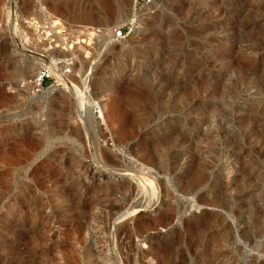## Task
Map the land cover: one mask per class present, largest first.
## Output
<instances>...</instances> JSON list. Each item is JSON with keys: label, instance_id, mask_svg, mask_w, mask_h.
<instances>
[{"label": "rangeland", "instance_id": "rangeland-1", "mask_svg": "<svg viewBox=\"0 0 264 264\" xmlns=\"http://www.w3.org/2000/svg\"><path fill=\"white\" fill-rule=\"evenodd\" d=\"M10 3L0 264H264V0H154L135 20L134 0ZM39 5L86 43L71 76L37 92L28 27ZM134 92L147 102L130 103ZM113 99L131 131L125 152L94 104Z\"/></svg>", "mask_w": 264, "mask_h": 264}, {"label": "built area", "instance_id": "built-area-1", "mask_svg": "<svg viewBox=\"0 0 264 264\" xmlns=\"http://www.w3.org/2000/svg\"><path fill=\"white\" fill-rule=\"evenodd\" d=\"M153 3L154 0H134V20L141 17ZM134 23L130 21L113 28L112 39L115 41L125 39L131 32ZM30 28L35 34L34 41L38 49L36 52L31 50V53H35L40 62L33 87L39 92L45 88L48 80L56 79L57 69L60 68L64 77L71 76L72 70L77 64L76 52L79 44L74 40L71 24L67 20L47 12L41 11L37 18H33ZM103 30L104 28L99 27L95 29L98 33H103Z\"/></svg>", "mask_w": 264, "mask_h": 264}, {"label": "bare ground", "instance_id": "bare-ground-1", "mask_svg": "<svg viewBox=\"0 0 264 264\" xmlns=\"http://www.w3.org/2000/svg\"><path fill=\"white\" fill-rule=\"evenodd\" d=\"M12 3H14V0H11V3H10V5L9 6H11V4ZM39 10L40 11H43L44 10V7L42 6V5H39ZM9 12H10V7H9V9L6 11V13L7 14H9ZM30 25H31V21H30V23H29V27H28V29L30 30L31 28H30ZM32 30V29H31ZM77 44H81V43H86L85 41H81L79 38H77ZM80 40V41H79ZM82 45V44H81ZM55 76L58 78V79H60V80H63V75H62V73H60L59 72V70L57 69L56 70V72H55ZM22 77H25V73H23V76ZM137 93V92H136ZM142 93V92H141ZM145 96L146 95H144L143 96V94L141 95V94H135V92H134V94H130V95H128V99H129V102L130 103H137V104H140V103H142L144 100H145ZM147 98V97H146ZM144 102H147V101H144ZM143 102V103H144ZM118 102L116 101V100H110V102L108 103L109 104V107H107V106H105V105H100V102H94V104L97 106V108H98V110L100 111V114L101 115H104L105 114V110H107L108 109V111H107V116H108V122H107V125H108V127L110 128V129H114L112 132H111V135H112V142H113V145H115V147H117L116 149H120L121 148V150L120 151H124L125 152V150H126V146H128V141H129V139L131 138L130 137V132L131 131H129L128 129H127V126L125 125V124H123L124 122L122 121V110H121V108L119 107V105L117 104ZM107 104V105H108ZM107 107V108H106ZM85 108H87L86 106L84 107V109ZM106 115V114H105ZM105 115H104V117H105ZM106 116V117H107ZM105 120H106V118H105ZM106 122V121H105ZM116 126H118V130H115V128L114 127H116ZM95 139V138H94ZM94 139L93 140H91V141H93L92 143V145H94V154L98 157V159H99V161H103V162H107L109 165H110V163H112L114 160H115V158L112 156V154H111V151L108 149H105V148H102V146L99 148V146H98V148H97V145H98V143L96 142V140L94 141ZM165 141V140H164ZM95 142L97 143V145L95 144ZM165 146V145H164ZM151 147V146H150ZM127 151V150H126ZM144 155V157H145V155L146 154H143ZM148 156V155H147ZM147 158V157H146ZM135 181H136V183H137V188L138 187H140V188H146L147 187V185H146V183L144 182V181H142V180H140V179H138V178H133ZM146 180H148V181H150L149 180V178L148 179H146ZM147 181V182H148ZM150 184H152V183H150ZM208 216H206V218H207ZM212 220H214V219H212ZM208 223V222H207ZM211 223V222H210ZM215 224V223H214ZM206 225V224H205ZM223 234V233H222ZM223 238V237H222ZM151 239V238H150ZM149 240V239H148ZM158 240V239H157ZM223 240V239H222ZM160 241V240H159ZM151 242H153L152 241V239H151ZM228 243V242H227ZM154 244V243H153ZM157 244V243H156ZM159 244L160 243H158L157 245L159 246ZM156 245V246H157ZM151 246V245H150ZM151 248H152V246H151ZM156 248H158V247H156ZM154 249V248H153ZM152 249V250H153ZM159 249V248H158ZM151 250V249H150ZM157 251V250H156ZM156 251H152V253L151 254H153L152 256H155L156 255V257L157 256H160L161 255V253H158V252H156ZM151 252V251H150ZM145 253V252H144ZM149 254V253H148ZM160 254V255H159ZM150 255V254H149ZM148 255V256H149ZM144 256H146L147 257V254H144ZM161 260V259H160ZM159 260V261H160Z\"/></svg>", "mask_w": 264, "mask_h": 264}]
</instances>
